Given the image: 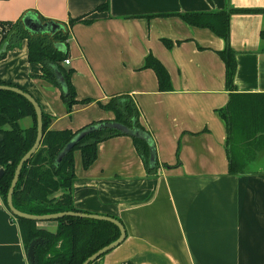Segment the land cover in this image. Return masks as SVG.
<instances>
[{"label": "crops", "instance_id": "1", "mask_svg": "<svg viewBox=\"0 0 264 264\" xmlns=\"http://www.w3.org/2000/svg\"><path fill=\"white\" fill-rule=\"evenodd\" d=\"M105 2L106 11L96 9ZM225 8L251 10L229 16L234 86L239 93H264V0H0V23L28 11L64 23L90 19L69 27L71 62L63 66L73 71L77 99L91 100L74 104L70 114L59 88L37 77L40 64L28 60L25 40L0 59V82L31 94L52 116L50 129L75 132L113 119L97 103L126 93L154 142L155 174L128 135L100 142L87 169L74 152V207L116 217L126 230L123 242L92 264H264V161L252 172L228 173L219 114L229 98L219 55L226 42L171 15ZM148 54L170 74L171 91L158 90L156 74L143 67ZM19 124L27 127L31 118ZM13 216L0 197V264H30ZM38 225L55 231L57 224Z\"/></svg>", "mask_w": 264, "mask_h": 264}, {"label": "trees", "instance_id": "2", "mask_svg": "<svg viewBox=\"0 0 264 264\" xmlns=\"http://www.w3.org/2000/svg\"><path fill=\"white\" fill-rule=\"evenodd\" d=\"M108 7L105 2L98 5L96 9L106 11ZM248 11L251 10L225 8L220 11L171 14L179 16L188 25L209 28L226 42V47L219 52V55L224 62L225 88L229 91V98L227 106L219 110V114L226 123L227 129L228 173L237 175L252 172L250 165L261 159L260 155L264 151V93L237 92L234 86L236 59L234 50L229 44L230 14ZM26 13L15 21L0 23V59L8 50L21 47V42L25 40L28 60L40 64V73L37 77L59 88L65 109L69 114L74 104L91 102L89 99L80 101L77 99L71 82L73 71L63 66V61L68 56L69 27L75 22L87 23L90 19L76 17L69 19L67 23L55 20L63 25L62 29L54 33H32L22 21ZM33 13L43 22L52 21L45 19L39 13ZM164 42L168 47L172 46L171 41L164 40ZM143 67L152 69L156 74L158 90L171 91L170 74L159 59L148 54ZM58 75L64 79L65 88L62 87ZM5 84L15 86L0 82V85ZM97 104L102 109L111 110L114 113L113 119L108 121L117 122L131 129L146 131L139 124V109L129 94L112 96L107 103L98 102ZM25 117L31 118V124L22 128L19 122ZM51 120L52 116L42 110L43 135L40 146L22 167L12 193L13 205L23 213L34 215L55 214L61 211L85 212L76 209L73 204L72 187L76 180L74 152L76 150L80 152L82 166L87 169L97 157L100 142L113 136L128 134L125 135L113 127L94 130L78 140L75 146L57 162L58 153L77 132L92 124L108 123V121H93L74 132L68 129H50ZM0 134L3 137L0 142V168L3 169L0 174V197L7 206V193L15 168L19 160L33 146L37 135L36 112L24 96L8 90L0 91ZM130 137L148 172L155 174L159 164L156 161L154 168H149L148 143L144 139ZM260 174L264 177V172ZM15 218L26 250L31 240L41 238L43 241L35 248L33 264H83L86 258L120 235V229L114 223L97 219L62 216L52 220L57 225L56 230L51 231L40 227L37 221Z\"/></svg>", "mask_w": 264, "mask_h": 264}, {"label": "water", "instance_id": "3", "mask_svg": "<svg viewBox=\"0 0 264 264\" xmlns=\"http://www.w3.org/2000/svg\"><path fill=\"white\" fill-rule=\"evenodd\" d=\"M22 21H23L24 26H26L32 33H38V32H52V33H54L55 31L63 28V25H60L56 21L55 22L54 21H47V22L41 21L39 18H37V16L33 12H27L23 16ZM57 46H59V44ZM59 78H60V82H61L62 87L65 88L64 79L61 78L60 76H59ZM6 90L12 91L16 94H19L22 97L24 96L33 105L34 111L36 112V128H37V135H36V139L33 143V146L19 160V163L17 164L15 171H14V174L12 176V181H11V184L9 186L8 193H7V209H8V211H10V213H12L15 217H20V218H24V219L28 218V219H31V220H34L37 222H43L44 220H56L62 216H72V217L78 216V217L88 218V219H92V220L97 219V220L106 221L109 223H111V222L114 223L120 229V235L118 236V238H116L115 240L111 241V243H109V244L105 245L104 247L95 251L94 254H92L91 256H89L88 258H86L83 261L84 262L83 264H91V263L95 262V260L98 257L112 251V249L119 246L120 243H122L123 240L125 239V236H126L125 227H123L122 223L118 219H116L112 216L109 217L106 215H101V214H96V213L89 214V213L80 212V211H77V212L61 211L60 213H55V214L34 215V214H30V213H23L14 207L12 193H13V190H14L16 184H17L19 174L22 170V167L24 166V163L31 157V155L40 146L41 138L43 135L42 110L40 109L35 98L31 94H29L27 91L22 90L18 87H15V86L7 85V84L0 85V91H6ZM109 127L116 128L125 135L128 134L130 136H134V137H137V138L142 139V140L144 139L148 143L149 149H150V153H149L150 164H151V166H155L157 160L155 158L154 142L152 141V138L150 137V135L144 130L141 131L138 129H131V128H128L127 126L125 127L124 125H121V124H119L117 122H113V121H108V123L104 122V123L92 124V126L86 127L84 129L80 130L79 132H77L75 134V136L72 139H70L66 143V145L63 147V149L58 153V155L56 157V161L59 162V160L75 146L76 142L78 140H80L81 138H83L84 136H86L87 134L92 133V131H94V130H98V129H102V128H109ZM2 138L3 137L0 134V142H1ZM2 171H3V169L0 168V174ZM42 242L43 241L41 238H36V239H33L29 242V244L27 246L28 248H27L26 256H27L30 264L34 263L36 246Z\"/></svg>", "mask_w": 264, "mask_h": 264}, {"label": "rangeland", "instance_id": "4", "mask_svg": "<svg viewBox=\"0 0 264 264\" xmlns=\"http://www.w3.org/2000/svg\"><path fill=\"white\" fill-rule=\"evenodd\" d=\"M263 161H264V157H262V160L259 158L257 161H255L253 164L250 165L251 170L256 169V167L259 166L260 164H262ZM263 165H264V163H263ZM13 218H15V217L13 216Z\"/></svg>", "mask_w": 264, "mask_h": 264}, {"label": "built area", "instance_id": "5", "mask_svg": "<svg viewBox=\"0 0 264 264\" xmlns=\"http://www.w3.org/2000/svg\"><path fill=\"white\" fill-rule=\"evenodd\" d=\"M63 62H64V64H67L68 65V64H70L71 61H70V59L65 58V60Z\"/></svg>", "mask_w": 264, "mask_h": 264}]
</instances>
